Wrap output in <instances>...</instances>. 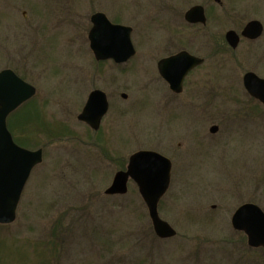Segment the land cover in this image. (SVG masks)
<instances>
[{"label": "rangeland", "instance_id": "obj_1", "mask_svg": "<svg viewBox=\"0 0 264 264\" xmlns=\"http://www.w3.org/2000/svg\"><path fill=\"white\" fill-rule=\"evenodd\" d=\"M103 1L0 0V70L9 65L37 87L27 103L32 113L12 116L15 134H25L31 149L44 148L17 220L0 225V264H264V249L250 247L231 223L245 203L264 211V105L243 85L247 71L264 78V32L219 59L207 46L209 34L224 43L227 30L250 20L264 26V0H105L108 8ZM198 3L208 13L200 30L183 18ZM97 8L133 26L138 52L127 64H96L87 36ZM170 31L178 36L173 48ZM187 41V49L200 46V56L210 58L173 98L158 79L157 61ZM214 59L217 74L210 71ZM102 74L111 107L94 131L77 116L91 80ZM247 107L260 110L249 119ZM139 150L173 162L159 205L177 231L173 238H157L133 180L127 194H105Z\"/></svg>", "mask_w": 264, "mask_h": 264}, {"label": "water", "instance_id": "obj_2", "mask_svg": "<svg viewBox=\"0 0 264 264\" xmlns=\"http://www.w3.org/2000/svg\"><path fill=\"white\" fill-rule=\"evenodd\" d=\"M186 18L190 22L206 23L203 6L191 8ZM93 27L89 33L90 46L96 59L113 58L116 62H126L135 55L136 50L131 40L132 29L110 22L103 13L92 16ZM263 26L259 21H251L243 31L244 36L257 38ZM227 39L233 47L239 42L236 31L227 33ZM203 60L187 52L162 59L159 62L161 75L170 83L173 90L180 92L185 75L191 67ZM244 87L254 98L264 104V78L254 72H248L243 78ZM36 94V88L18 76L12 69L0 71V223L9 224L16 220L18 206L24 188L35 166L43 161V149L31 150L18 145L7 127L8 115ZM125 96V95H124ZM108 100L101 90H95L88 98L78 118L98 129L103 116L108 111ZM216 132L217 127L211 128ZM171 161L153 150H140L130 156L126 170H119L112 183L105 190L106 194H125L128 181L133 179L139 186L140 193L147 204L149 215L156 234L161 238L176 235L177 231L158 211L159 202L168 191L171 182ZM234 228L243 230L248 235L251 246L264 247V211L255 203L241 205L232 216Z\"/></svg>", "mask_w": 264, "mask_h": 264}, {"label": "flooded vegetation", "instance_id": "obj_3", "mask_svg": "<svg viewBox=\"0 0 264 264\" xmlns=\"http://www.w3.org/2000/svg\"><path fill=\"white\" fill-rule=\"evenodd\" d=\"M218 3H221V1L220 0H216ZM170 2V1H169ZM103 4H104V7L105 8H108V4H109V1H103L102 2ZM105 3H106V6H105ZM172 4H171V2L169 3V6H171ZM203 6V8H204V10H205V15H206V19H207V21H206V23L205 24H203V23H201V22H190V21H188V19L186 18V14H187V12L191 9V8H193V7H195V6ZM103 6V5H102ZM110 7V6H109ZM99 8H97V9H94L93 11H92V13H91V15H90V24H91V27H90V30L88 31V36H87V39H88V42H89V48H90V40H89V32L91 31V29H92V27H93V21H92V16L94 15V14H96V13H103V14H105L106 16H107V18L110 20V22H112L113 24H116V25H122V26H127V27H130L131 29H132V33H131V35H133V33H134V28H133V26H130V25H128V24H125V19H124V17H123V15L122 14H119L120 16H117V18H114V19H112V18H110V16H108V13L107 12H105V11H100V10H98ZM23 14L24 15H27V11H24L23 12ZM172 16V15H171ZM119 17V18H118ZM130 19H131V17H129ZM183 18H184V20H185V22H186V25L187 26H190V27H193V28H196V29H199L200 30V27H205V26H207V24H208V13H207V10H206V7H205V5H203V4H200V3H198V4H195V5H193V6H191L190 8H188L186 11H185V13H184V16H183ZM32 19H34V18H32ZM251 21H253V20H250V21H248L244 26H243V28L241 29V30H236V29H229V30H227L226 31V33H225V35H224V38H225V40H224V43H220L219 41H216L214 38H213V36H212V34H209V39H210V41L211 42H208V44H207V46H208V48L210 49V52L212 53L211 55H217V58L219 59V57L220 56H224V53H226V51L227 52H229V48L231 49V50H235V49H237L238 48V46L240 45V43L242 42V40L243 39H245V40H248V41H256V40H258L262 35H263V32H264V26H263V24H262V26H263V31H262V33H261V35L259 36V37H257V38H251L250 36H244L243 35V31H244V29H245V27L247 26V24L249 23V22H251ZM34 23H35V21H34ZM34 23L32 24V25H34ZM29 22H27V25L29 26ZM33 29V28H32ZM170 29V28H169ZM231 30H234V31H236V33L238 34V36H239V42H238V45L236 46V47H233L232 45H231V43L228 41V39H227V33H228V31H231ZM136 31H138L139 32V30L137 29H135V32ZM170 33H171V31H170ZM198 36V35H197ZM187 37V34L185 33V32H182L181 31V34H180V39L181 40H184L185 38ZM196 37V36H195ZM194 38V36L193 37H191V39H193ZM178 39V36L177 35H174V34H172L171 33V35H170V37H169V39H168V44H170L171 46H172V48L175 46L174 45V43L176 42V40ZM132 41H133V39H132ZM182 43V44H181ZM180 43V46L182 47H180V49L179 50H177V51H175V50H172V51H174V52H171L169 55H167V56H165V57H162L161 59H159L158 61H157V70H158V73H159V77H158V79H161V80H163L166 84H167V86H168V88H169V93H170V97H177V96H179V95H181L183 92H184V89H185V87H186V83L188 84V86L191 84L190 82H192L193 81V77H195V75L197 74V73H199V71H200V68L201 67H203L204 65H205V63H206V61L207 60H209V54L208 55H205V57L204 56H200V46L199 47H197L196 48V50L194 49V48H191V50H189V49H187L185 46H187V44H189V42L187 41L186 43L185 42H181ZM134 44V43H133ZM167 44V46L169 47V45ZM134 47H135V49H136V54L132 57V58H134L136 55H137V52H138V50H137V48H136V46L134 45ZM229 47V48H228ZM171 48V49H172ZM151 49H153V48H151ZM91 50V49H90ZM181 52H187L188 54H190V55H192V56H194V57H197V58H201L202 60H203V62L202 63H199V64H196L195 66H193V67H191L190 68V70L188 71V73L185 75V77H184V79H183V82H182V90L180 91V92H177V91H175V90H173L172 88H171V86H170V84L163 78V76L160 74V71H159V62H160V60H162V59H164V58H169V57H172V56H175V55H177V54H179V53H181ZM93 54V53H92ZM93 56H94V54H93ZM131 58V59H132ZM131 59H129L127 62H125V63H119V62H116L114 59H106V60H98V59H95V56H94V60H95V62H96V64L97 65H102V64H105V63H107V62H112L115 66H117V67H119L120 65H125V64H127ZM218 59H214V65H213V67H210V71L211 72H215V74H217L218 73ZM144 62H146V61H144ZM6 68H11V69H13L19 76H21L23 79H25V80H27V78L24 76V75H22V74H20L19 72H18V70L17 69H14V68H12L11 66H7V67H5V68H2L1 70H3V69H6ZM214 69V70H213ZM0 70V71H1ZM247 72H251V71H247ZM247 72H245V73H247ZM252 72H254V71H252ZM24 73V72H23ZM199 76V78H198V80L197 81H199L200 82V74L198 75ZM94 79V78H93ZM99 79V81H100V83H102V86H98L97 84H95V83H97L98 80ZM28 81V80H27ZM93 80H91V86H90V88H89V94H88V96L93 92V91H95V90H101V91H103L104 93H105V95H106V98L108 99V103H109V108H108V112H109V110H110V107H111V102H110V97H109V95H108V93L106 92V91H104V89H102L103 88V86L105 87V84L107 83L106 81V76L104 75V74H102V75H100V77L98 78V77H96L95 79H94V81L92 82ZM198 82V83H199ZM105 83V84H104ZM119 85V84H118ZM194 86L195 85H192V89L194 88ZM202 87V86H201ZM117 88H119V87H117ZM197 90L196 91H194L193 90V92L194 93H196L197 95H199L200 96V85H198L197 86ZM124 94L125 93H122L121 94V97L122 98H124L123 96H124ZM88 98V97H87ZM197 109V108H196ZM247 111H246V114L248 115V118L250 119L251 118V114H255V112L259 109L260 110V108L258 107V108H253V107H247V108H245ZM261 116H263L264 117V111H263V109H264V106L263 107H261ZM198 110V113L200 114V111H199V109H197ZM108 112H107V114H108ZM106 114V115H107ZM105 115V116H106ZM104 116V117H105ZM103 117V118H104ZM200 117V116H199ZM102 121H103V119H102ZM82 122V121H81ZM83 123H85V122H83ZM89 128H91L92 129V127L90 126V125H88L87 123H85ZM101 125H102V123H101ZM213 126H216L217 127V130H216V132H213L212 130H211V128L213 127ZM211 128H210V132L213 134V135H216V133L219 131V126L218 125H213ZM11 127V126H10ZM100 129V128H99ZM98 129V130H99ZM94 130V129H93ZM180 145V144H179ZM171 160V159H170ZM171 162H172V160H171ZM172 170H173V162H172Z\"/></svg>", "mask_w": 264, "mask_h": 264}, {"label": "trees", "instance_id": "obj_4", "mask_svg": "<svg viewBox=\"0 0 264 264\" xmlns=\"http://www.w3.org/2000/svg\"><path fill=\"white\" fill-rule=\"evenodd\" d=\"M30 106V104H27V107H29ZM27 107H25V110L27 109V111H28V114H30V113H32V109L30 108H27ZM11 129L14 131L15 129H14V127H13V124L11 123ZM21 144H23V145H28L29 146V143L27 142V139H23V140H21V141H19Z\"/></svg>", "mask_w": 264, "mask_h": 264}]
</instances>
